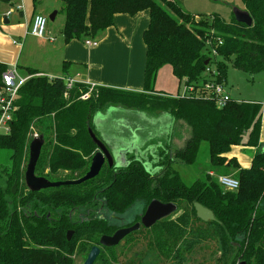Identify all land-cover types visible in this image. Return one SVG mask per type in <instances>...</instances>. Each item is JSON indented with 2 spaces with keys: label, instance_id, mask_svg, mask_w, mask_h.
Returning <instances> with one entry per match:
<instances>
[{
  "label": "trees",
  "instance_id": "trees-1",
  "mask_svg": "<svg viewBox=\"0 0 264 264\" xmlns=\"http://www.w3.org/2000/svg\"><path fill=\"white\" fill-rule=\"evenodd\" d=\"M32 1L34 6L40 3V0ZM58 1L63 4L62 35L66 43L95 40L114 26L117 15L150 13V23L143 35L147 49L144 92L91 88L79 83L68 88L67 74L50 78L37 70L26 69L30 79L20 89L11 132L0 135V150L11 152L12 163L9 169L0 170V264H74L72 256L79 244L89 246L92 241L99 245L102 236L116 231L99 219L92 226L80 224L75 238L68 242L67 229L56 225L37 228L16 218L11 206L25 203L13 197L11 190L14 184L26 188L30 144L36 135L45 141L38 175H45L48 170L54 181L83 176L96 150L87 122L92 125L95 115L111 99L117 102L119 97L141 98L152 94L160 98L146 104L149 105L146 110L167 113L176 122H185L191 128L190 138L175 152L170 145L160 148L158 171L154 175L140 161L130 160L127 167L119 170L106 167L94 181L86 183L88 186L94 182L98 191L90 193L88 199L96 195L99 204L115 215L124 214L137 203L144 205V211L154 199L175 204L178 207L175 215L180 213L175 220H163L148 230L157 238V251L173 264H192L191 255L206 242L213 243L221 252L224 264H237L238 260L264 264V152L254 155L249 169L240 168L238 161L228 156L233 146L255 149L262 146L263 105L231 100L220 109L212 100L174 98L155 91L158 73L165 66H171L175 78L184 81L187 87L201 88L210 79L207 69H214L215 65L219 74L217 82H226V68L214 63L206 53L208 42L217 56L234 69L264 73V0H242L244 11L253 20L252 27L237 23L234 16L226 22L217 14L212 15V22H196L197 16L183 12L174 0ZM14 2L0 0V7L13 6ZM66 68L65 64V73ZM7 70L8 66L0 63V88ZM84 96L88 99L84 100ZM203 143L208 144L209 167L203 178L187 184L174 165H196ZM232 170H239V189L224 191L217 175L223 171L222 176H230ZM76 196L77 201L84 200V193ZM195 204L212 211L215 220L204 223L198 219ZM118 247L103 248L96 264L118 262L115 253Z\"/></svg>",
  "mask_w": 264,
  "mask_h": 264
},
{
  "label": "rangeland",
  "instance_id": "rangeland-1",
  "mask_svg": "<svg viewBox=\"0 0 264 264\" xmlns=\"http://www.w3.org/2000/svg\"><path fill=\"white\" fill-rule=\"evenodd\" d=\"M44 1V0H40ZM177 5L182 9L183 12L189 13L191 15H196V22L207 21L212 22V15L217 14L220 15L222 19L226 22H230L232 20V14L234 9H239L244 11V6L242 0H174ZM59 10L63 9V4L58 1ZM15 4L13 6L2 5L0 7V58L7 60L8 69H10L14 64H11L15 60L16 55L18 54V49L24 45L25 41L19 39V35L16 33H10L17 25L15 21L20 20V13L18 10L21 8L22 2L20 0H15ZM53 0H45V9L42 11L49 19L51 15H53L56 10L52 9ZM39 10L42 8L40 6ZM42 10V9H41ZM9 12H12V28L9 25L4 24V16H6ZM60 19L64 14L60 11ZM135 17V16H130ZM23 24V20L21 21ZM58 30L59 29V21L55 24L49 20L48 24V34L50 30ZM51 34V33H50ZM10 35V39L8 37ZM51 36V35H50ZM29 39V38H28ZM92 42L94 40L87 39ZM87 40H79L84 45H86ZM95 40H100L99 37L95 38ZM14 41L16 44H14ZM31 43V42H30ZM30 45V44H29ZM17 49V50H16ZM17 53V54H16ZM207 54L211 56L214 63H221L223 67L226 68L228 75L227 80L224 82L225 88L227 92L232 97L233 101L237 102H254L261 104L264 102V73L260 74H252L246 73L237 69H234L232 64L227 63L223 60V58L218 57L215 50L210 44H207ZM147 51L145 50L144 56L146 58ZM140 55H138L139 58ZM216 66V65H215ZM213 66V70L216 67ZM18 74L21 77H26L28 73L23 69V67L18 69ZM41 75V74H40ZM39 75V76H40ZM29 77V76H27ZM158 82L156 84V90L166 92L172 96L180 95L181 98L184 95L186 85L184 81H178L174 75L171 66L163 67L158 73ZM93 88V87H91ZM91 92V91H90ZM140 96V95H139ZM137 96H126V100L122 97L117 98L115 101L105 104L102 109V113L109 112V118L102 122V128L104 132H100L98 128V137L103 139L105 142H112L113 144H123L126 145V140H130L132 142L133 138H138V141H134L132 146L134 148H139L140 151H137L138 154H143L148 151L150 154H153L152 149H157L160 147L159 139L164 141L167 140V136L160 137L159 130L161 126H153L149 122L142 120V115H155L160 113H154L146 110V107L150 105L149 102L157 101L160 97L156 94L145 95L141 98H136ZM139 102V103H138ZM141 102V103H140ZM138 103V105H136ZM142 104V105H141ZM149 104L148 106H145ZM141 105V106H139ZM264 108V106H263ZM139 114L140 118L136 115ZM168 116V119L165 120L166 125L164 127L169 128L168 133L172 140V147L175 152L176 149L183 148L186 141L191 136V128L185 122H176L173 121V124L170 123L171 119ZM171 125V126H170ZM264 125V118L262 121V126ZM98 127V126H97ZM96 127V128H97ZM121 132L123 134L121 135ZM152 132V134H151ZM115 133H119L122 138H118L117 135L115 137ZM151 135V136H150ZM125 136V138H124ZM124 138V139H123ZM111 140V141H110ZM150 140H153L152 143H156L155 145L148 144ZM110 141V142H109ZM262 143V142H261ZM128 144V143H127ZM142 144V145H141ZM264 146V145H263ZM148 147L145 152L142 153L143 149ZM152 147V149H151ZM254 149L247 148L243 145L233 146L228 156L237 158L238 163L242 168L244 164H249V159L254 154ZM259 151L263 152L262 146ZM132 155H136L133 151L129 152V157ZM255 155V154H254ZM11 152L7 150H0V170L4 168H8L12 165L10 161ZM208 144L203 143L201 146V151L199 155V159L194 166H187L185 164H175L174 169L180 174L183 180L187 184H192L197 179L203 178V173L208 165ZM253 161V160H252ZM250 165L249 168H251ZM158 169L154 170L156 173ZM223 171L219 172L217 178L224 175ZM239 170H232L230 172V176L238 180ZM220 175V176H219ZM144 207L139 206L137 213H142ZM129 213L122 215L128 216ZM180 215L177 214L174 216L176 219ZM121 216V217H122ZM135 217V216H134ZM133 215L129 216L128 220H132ZM112 224L116 227H120L122 222L117 220L111 221ZM124 224V223H123ZM122 224V225H123ZM126 224V222H125ZM101 239V238H100ZM158 250L157 238H155L154 232L141 230L132 234L129 239L125 240L123 244H121L118 249L115 251L118 254L119 259L115 264H173L170 260H166L165 256H161ZM213 251L217 252L213 254ZM107 255V254H106ZM221 252L213 245V243H204L201 247L199 246L197 250L191 255V263L192 264H224L223 260H221ZM108 256V255H107ZM86 256L84 254L78 255L74 264H84ZM101 264V263H99ZM190 264V263H189ZM237 264H240V260H238Z\"/></svg>",
  "mask_w": 264,
  "mask_h": 264
},
{
  "label": "crops",
  "instance_id": "crops-1",
  "mask_svg": "<svg viewBox=\"0 0 264 264\" xmlns=\"http://www.w3.org/2000/svg\"><path fill=\"white\" fill-rule=\"evenodd\" d=\"M20 1L22 4L18 12L20 13L21 21L23 20L24 23L22 24L20 20L15 21L17 25L10 30V33L17 32L19 39L25 36L23 39L25 43L21 48H17L19 50L18 54L16 53L17 55L13 62L11 60V64L16 65L18 69L21 65V68L23 67L25 71L26 69L37 70L41 75H46L50 78H62L67 74L68 78L75 84L106 87L132 93L144 92V72L146 65L144 52L147 49L143 35L150 23V13L148 11L141 12L135 17H130L129 15L115 16L114 26L99 35L100 40H94L98 44L97 46L89 47L79 40H72L69 43L64 41L62 31L65 24V16H62L60 19L61 10H59L57 0H53L52 9L57 12L56 19L53 23L56 24L59 21V29L50 30L45 39L32 36L30 34V26L34 17L36 15L45 16L42 14V11L45 9V0L41 1L37 6H34L32 0ZM38 6L42 7V10H39ZM12 15V12H9L4 16V24H6V21H9L6 24L9 27L12 26ZM8 37L10 39L11 36L8 35ZM14 44H16L15 41ZM138 55H140L139 58ZM0 63L8 65L10 62L0 58ZM65 64L67 65L66 73L64 69ZM156 87V93L168 94L158 89L156 90ZM109 116L105 115L103 118L100 117L99 121L95 120L97 123L95 122L94 124L100 128L99 130L101 132H104L101 121L107 120ZM136 116L140 118L139 114ZM168 116L171 119L170 123L173 124V117L167 113L151 116L144 114L141 118L153 126L162 125L159 130L160 136H169V128L164 127L167 124L165 120L168 119ZM158 141L162 144L165 140L162 141L159 139ZM260 142H262L261 145L264 152V125L261 129ZM250 149H254L253 152L256 154L260 148ZM133 150L134 147L128 148L126 156L128 157L129 152ZM254 154L249 159V164H244L246 168H242L238 163L240 168L249 169L250 165H252ZM235 159L237 160V158ZM156 162L150 161L148 164Z\"/></svg>",
  "mask_w": 264,
  "mask_h": 264
},
{
  "label": "flooded vegetation",
  "instance_id": "flooded-vegetation-1",
  "mask_svg": "<svg viewBox=\"0 0 264 264\" xmlns=\"http://www.w3.org/2000/svg\"><path fill=\"white\" fill-rule=\"evenodd\" d=\"M232 15L234 16V13ZM108 113H109L108 111L106 113H102V112L97 113L95 115V117L93 118L92 125H91L90 121L87 122V123H90L91 129L93 130V132L95 133V135L97 137H98V131L97 130L99 127H97V125L95 126V124H94L96 122L95 120L99 121L100 117L103 118L105 115H109ZM102 122L103 121H101V123ZM122 134H123V132H121V135ZM116 135L118 137L116 139L122 138V136L119 133H115V137H116ZM160 137H163V136H160ZM167 137H168V139L165 140L166 143L164 144V146H160L157 149H152V147H151V149L154 151L153 154H150L148 151L145 152V150L148 147H145L143 149L142 153L143 152H145V153H143L141 155L136 153L137 151H140L139 148L138 147L134 148L133 153H135L136 155H132L131 157H129V155H128V157L125 156L126 161L125 162L123 161L124 164L129 165L130 160L143 162L144 166L148 169V171L151 174H153L154 170L157 167L158 162L149 163L150 165L148 164V162L158 160L160 148L162 149L163 147H165V145L166 146L170 145L172 147L171 137L170 136H167ZM124 138H125V136H124ZM100 140L103 141L107 150L112 155H114L116 158H118L120 160L121 155L123 154V151H127L128 148L133 147L132 144L134 143V141L135 142L138 141V138H133L132 142L130 140H126V142H125L126 145L113 144L112 142H110L111 140L109 141L110 142V144H109L108 142H105L103 139H100ZM152 142H153V140H150L148 142V144H151ZM152 145H155V144L153 143V144H151V146ZM172 149H173V147H172ZM98 152H99V150H98V147L96 146V150L91 157V163H90L89 169L83 176L75 175L73 179L65 180V179L60 178L59 181H54L53 177L49 176L50 171H48V170L45 171V175H42V174L38 175L37 174V168H36V176L38 178H44L51 183H61V182L81 180L89 172L93 158ZM116 158H115V161H116ZM152 158H153V160H152ZM116 163L117 162H115V165H116ZM27 166H28V164H27ZM37 167H38V165H37ZM106 167H109L107 160H106L102 170L105 169ZM112 168H115L117 170L121 169V168H116L115 166H113ZM112 168H110V169H112ZM26 170H27V168H26ZM95 179L90 180V181H94ZM86 183L87 182L80 184L78 186H71V187L61 186L59 188H49V189L40 190L38 192H34V191L30 190L27 187L26 182H25L26 188L22 187V186L19 187L16 184L17 185V188L15 190L16 194H13V188L11 190V193H12L13 197L16 196V199H18V201L20 200L21 203L23 202L25 204L24 205L23 204L13 205V206H11V211L16 218L21 219L22 221L28 222V224L33 225V227L38 228V227H46V225H48V226L56 225L57 227H62L63 229H67L65 237H66L68 242H71L75 238L76 229H77V227H79L80 224H90L92 226V225L96 224L99 219L101 221L106 222L109 229H116V231L113 234L105 235V236H113L118 230L130 228L136 224H140L143 216L146 213L148 206L151 204L150 203L147 206V208L144 211H142V213H137V210H138L139 206L144 207V205L142 203H137L135 206H133L131 209H129L124 214L115 215V214H112V213L108 212L107 210H105L103 208V206L101 205V203L99 204L98 198L96 195H94V197L92 199H88L90 193H98V191L96 190V187H95L96 184L94 182H91V185H88V186H85ZM83 185L85 187H82ZM82 193H84V198H83L84 200L79 202L76 200V198H77L76 195H79ZM154 200H156V199H154ZM156 201H159V200H156ZM159 202H161V201H159ZM163 204H172V203H163ZM127 213H129L128 216H122V215H125ZM175 213L172 214L171 216L163 219V220H169V221L175 220L174 219ZM131 214L133 215V219L128 220V218H129V216H131ZM113 220H117L119 222H122V224L123 223L124 224L123 225L121 224L120 227H116L111 222ZM163 220H161V221H163ZM161 221H159V222H161ZM125 222H126V224H125ZM152 228L146 229L142 226L139 231H141V230L148 231V230H151ZM69 235H70V239H68ZM128 237H126L119 245L123 244ZM80 245L81 244H79V246H77L76 253L72 256L73 261L75 260V258L78 255L84 254L86 256V259H85V262H86L91 250L94 247H99L100 244L97 245L91 241L89 243L90 247L89 246L82 247ZM102 249L103 248H101V252H102ZM242 263L243 262H240V264H242Z\"/></svg>",
  "mask_w": 264,
  "mask_h": 264
},
{
  "label": "water",
  "instance_id": "water-1",
  "mask_svg": "<svg viewBox=\"0 0 264 264\" xmlns=\"http://www.w3.org/2000/svg\"><path fill=\"white\" fill-rule=\"evenodd\" d=\"M234 17L237 23L246 25L247 27L253 26V20L250 15L239 9H234ZM57 16V12L49 17L51 22H54ZM6 24L9 21L5 22ZM208 65V62H207ZM88 134L91 141L98 147L99 152L94 156L89 172L86 174L84 178L78 181H68L61 183H51L44 178H38L36 176V168L39 163L42 150L45 144L44 138L42 136L36 137L30 144V158L27 166V170L25 173V182L27 187L34 191L38 192L40 190L49 189V188H59L63 187H71L78 186L90 180H93L99 176L102 171V168L107 160L109 167L112 168L115 166L116 168H124L127 167L128 164H124L126 151H123L120 160L112 155L106 148L103 141H101L93 132L90 127V123H87ZM116 158V161H115ZM124 161V162H123ZM115 162L116 165H115ZM155 173H153L154 175ZM17 185L13 186V194H16ZM178 207L175 204H163L159 201H152L148 206L145 215L143 216L141 223L136 224L133 227L118 230L113 236H103L100 239L99 247H94L86 262L84 264H95L101 255V248H115L119 246V244L128 236L133 233L138 232L143 226L146 229L152 228L159 221L171 216L175 212H177ZM195 211L198 219H200L204 223L212 222L215 220L214 214L212 211L204 208L200 204H195ZM70 239V235L68 237ZM242 264H245L243 262Z\"/></svg>",
  "mask_w": 264,
  "mask_h": 264
},
{
  "label": "built area",
  "instance_id": "built-area-1",
  "mask_svg": "<svg viewBox=\"0 0 264 264\" xmlns=\"http://www.w3.org/2000/svg\"><path fill=\"white\" fill-rule=\"evenodd\" d=\"M48 24L49 19L47 17L36 15L30 26V34L36 38L45 39L48 35ZM85 43L89 47L98 45L96 42L90 40H87ZM208 44L211 45L209 42ZM206 75L210 78L208 82L201 85V88L186 86L182 98L196 97L212 100L218 108H224L232 100L230 94L227 92L224 83L217 82L219 74L216 70L209 68L206 71ZM29 79L30 77L19 76L16 65L4 73L3 85L0 88V135H8L11 132V123L17 110L16 102L19 99L20 89ZM66 83L68 88H71L75 84L70 78L66 79ZM172 97L181 98L179 94ZM83 99L87 100L88 96H84ZM262 105L264 106V103ZM218 182L224 191H237L240 186L239 181L231 176H220L218 177Z\"/></svg>",
  "mask_w": 264,
  "mask_h": 264
}]
</instances>
